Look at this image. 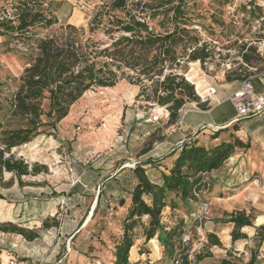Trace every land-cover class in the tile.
Segmentation results:
<instances>
[{
    "label": "trees",
    "instance_id": "trees-1",
    "mask_svg": "<svg viewBox=\"0 0 264 264\" xmlns=\"http://www.w3.org/2000/svg\"><path fill=\"white\" fill-rule=\"evenodd\" d=\"M177 1L173 5L172 0H100L87 26L82 27L61 22L60 15L67 4L65 0H0V45L6 47L5 53L23 63L17 77L6 75L0 80V190L8 188L13 177L23 186L22 177L46 170L17 159L13 150L40 135L56 134L59 123L87 91L113 88L120 81L137 85L140 87L138 96L167 108L170 124L176 123L180 110L199 101L193 85L183 74L174 71L178 57L200 40L197 34L182 27L185 26V0ZM161 13L169 15V21L174 25L172 29L164 27L159 33L149 26L145 16L151 20ZM178 22L182 26L176 25ZM100 35L102 38H97ZM240 48L244 49L245 45ZM206 56L203 49H196L189 58L195 61ZM241 56L251 67L260 65L252 46ZM9 80L13 81L12 85ZM145 81H151L150 94L146 93ZM199 106L201 110L208 109L206 104ZM224 129L213 131L211 135L216 138ZM201 131L177 144L173 152L177 156L172 167L161 172V184L153 183L139 164L133 168L124 167L132 170L136 183L130 192V206L117 224L119 237L112 241L115 243L112 264H129L130 249L139 236L145 242L156 237L170 264L175 260H179L177 264H191L186 251L195 235L200 210L193 193H204L211 186L212 180L203 176L204 172H217L236 148L243 147L238 140L209 148L200 146L192 137ZM71 154L73 169L77 172L80 161L76 154ZM4 173L12 174L10 180L4 179ZM75 184L87 189L80 177ZM94 193L97 200L100 188L97 187ZM66 196L71 200L62 207ZM66 196L57 200L59 211L74 204L75 197L72 194ZM0 199H4L1 193ZM203 201L208 202L205 196ZM114 203L123 206L125 201L106 199L100 206L99 196L93 216L97 209L113 215L117 207ZM167 211L174 215L182 213L177 225H169ZM223 216V222L233 225L232 242L247 239L240 232L243 227L252 225L245 212ZM51 225H57L55 218ZM51 225L47 220L42 222V228ZM0 232L21 237L22 243L39 237L36 230L8 221L0 222ZM186 235L190 236L188 241H184ZM206 238L209 245L221 246L214 235L209 234ZM255 240V248L260 247L264 240V225L256 230ZM253 254L248 264H253L256 259ZM13 258L25 262L22 258ZM221 264L230 263L223 260Z\"/></svg>",
    "mask_w": 264,
    "mask_h": 264
},
{
    "label": "crops",
    "instance_id": "crops-1",
    "mask_svg": "<svg viewBox=\"0 0 264 264\" xmlns=\"http://www.w3.org/2000/svg\"><path fill=\"white\" fill-rule=\"evenodd\" d=\"M257 20L261 26L264 17L255 21ZM252 34L255 35V40H264V30L262 31L261 27L258 32ZM242 45L241 42L240 46ZM259 63H262L261 59ZM207 84L209 83L207 82ZM239 84L240 81L238 84L230 82L216 85V98L221 100V103L230 102L228 97L239 87ZM253 85L255 92H264V74L262 81L259 82L254 79ZM216 108H218L217 105L207 110H196L195 112L204 114V117L197 119V122L185 123L182 114L179 118L180 123L169 124L165 128L163 127L164 122L159 126L149 123V127L154 128L147 126V128L145 127L146 132L142 126L138 127L130 134L127 145L120 146L121 143L115 139L118 145H116L117 149L112 151L113 158L107 164L99 166L100 169L97 172L89 170L90 167L83 171L77 168L75 177L79 175L82 182L87 185V189L74 184L73 181L55 184L53 179H50L51 176H44L42 173L24 176L32 179H26V181L30 180V183H24L25 185L20 188L17 179L13 177L12 184L8 188L0 190L4 197L3 200L0 199V222L8 221L18 226L36 230L39 237L33 241L22 243L21 237L0 232V264H8L9 259L13 257L27 260L25 261L27 263L29 261H42L56 264L58 261L63 262L68 259L74 264L77 262L79 264H112L115 243H110L109 240L105 243H99L96 238L97 234H95L96 216L95 214L93 216V213L98 197L100 196V206L106 199L110 201L124 199L123 206H117L113 215L105 214L104 217L105 220H110L108 224L112 226L111 228L116 227L130 206V192L136 183L132 170L127 168L121 170V164L128 161L136 162L146 170V174L153 183L161 184V172H167L172 167L177 156L173 153L177 144L197 133L205 125L225 129L220 131L216 138H213L210 130L199 132L192 137V140L196 141L198 145L209 148L221 142H233L235 140L240 141L243 145L241 148H236L221 168L217 170L215 178L205 194L206 200L212 207L215 206L213 210L221 212L223 215L231 212L248 214L251 209H254L261 211L264 216V206L257 204L258 198L262 196L261 192L264 191V112L242 119L238 123H232L235 111L227 115L214 114L212 119L206 118L205 115H212ZM119 116L126 125L131 123L130 126L125 127L126 130L131 129V125L135 122L134 115L125 117L126 119L123 120V111H121ZM153 129H162V131L154 134ZM172 129L174 132L169 134ZM137 133L138 135L146 133V135L137 140ZM7 174L10 178L12 177V174ZM22 182H24L23 179ZM258 182L262 184V188ZM97 187L100 188V194L96 200L94 192H96ZM24 189L27 194L30 192L29 190H32L31 196L26 197L25 200L20 197V192ZM51 194L57 198L65 194H72L75 197L74 204L64 211H59L56 207L57 199L48 196ZM52 218L56 219V226L51 225ZM47 219H50L48 222H51L49 223L51 226L42 228V222ZM212 223L211 221L205 223L206 230L209 232H211L208 229ZM262 225H264V221L253 224V227H243L240 232L245 234L247 239L232 242L230 233L233 225L228 223V229L223 239L219 238L217 233H211L221 243V246L211 247L219 249L232 244L239 247L238 254L233 253L234 256H251L254 253L256 259H264V240L260 247L255 248L254 246L257 243L255 240L256 230ZM87 235L89 240L85 239ZM224 242L228 243L224 245ZM66 246H68L67 252L63 250ZM223 252L225 254L227 251L223 250ZM165 260L163 248L156 237L145 242L139 236L129 252V264H158Z\"/></svg>",
    "mask_w": 264,
    "mask_h": 264
},
{
    "label": "rangeland",
    "instance_id": "rangeland-1",
    "mask_svg": "<svg viewBox=\"0 0 264 264\" xmlns=\"http://www.w3.org/2000/svg\"><path fill=\"white\" fill-rule=\"evenodd\" d=\"M65 1L67 4L64 6V12L60 15L61 22H68L75 26L82 27L87 26L95 6L100 4V0ZM142 1L149 2L152 0ZM172 2L173 5L178 3L177 0H172ZM183 9L186 13L183 17L185 26H182L179 22V24H175L185 27L186 30L192 34H197L200 39L205 37L211 41H216L218 46L223 50H230V54H228V56L227 54H220V58L218 59L219 62H230L232 70H230L229 74H225L223 76L222 68L220 66L216 67L214 71H204V69H199L197 65H190V63L195 61L191 60L188 56L189 47L182 56L178 57L176 61V70L174 71L177 72V74H183L185 80L192 85L185 76L188 73L187 75L192 77L194 90V84L198 82L202 86L201 90L207 82L210 85L215 84V86L230 82L238 84L240 77L237 72L239 69L237 66V62L239 61L237 49L242 47L240 46L241 42L243 44L244 41L255 40V35L252 34V24L256 19L264 17V10L258 7H253V5L250 4L235 3L234 0H185ZM145 19H147L149 26L159 33L164 31V27L172 29L174 25L173 22L169 21L170 16L163 15L162 13L154 19L149 20L147 16H145ZM260 27L263 31L264 28L262 27H264V22L261 23ZM97 38H102V36L100 35ZM243 39L247 40L243 41ZM239 40H241V42H239ZM5 49V46L0 45V80H4L6 75H9L11 78L17 77L23 68V63L14 55L5 53ZM213 59L217 60V58ZM242 71L244 72L243 69ZM160 80H162V78H160ZM8 83L12 85L13 81L9 80ZM145 84L147 86L146 93L150 94L151 81H145ZM139 92V86L129 84L126 81H120L113 88H95L87 91L82 98L71 107L70 112L68 116L64 118V121L59 123L56 134H53V136L40 135L29 144L16 148L13 150L15 157L23 160L29 166L37 164L41 167H45L46 170L44 169L42 174L44 176H51L50 179H53L55 184L60 182L70 183V181H73L74 183V181L79 178L75 177L76 172L73 168L72 171L69 170V167L72 166V164H67V161L72 159L71 153L77 155V158L80 161L79 167L78 165L77 167L81 171L90 167L88 168L89 170L97 172L100 169L99 166L107 164L108 161H111L113 158L112 151L115 148L117 149L116 145L120 143L118 138L119 135H122L124 133V128L126 126H130L131 124L126 125L122 122V119H120L121 117L119 116L121 111H123V120L132 114L135 117V122L131 125V129L129 128V137L130 134L138 127L142 126L144 131H146L145 129L147 126L148 128H154L152 126L149 127L150 124L146 121L149 114L155 108L153 106L154 102L152 100L145 101L143 96H138ZM190 107V105H187L186 109ZM217 107L218 108H216L212 115L207 116L206 114V118L212 119L214 114L222 113L227 115L234 111L230 102L221 103L217 105ZM209 108L210 107H208V109ZM195 111L196 110L194 109H190L183 113L185 123L197 122V119H202V117H204V114ZM169 124L170 123L167 125L164 124L163 127L165 128ZM153 131L155 132L154 134H156L157 132L160 133L162 129H153ZM163 132L165 131L163 130ZM137 135L138 133L136 136ZM115 139H118V143L115 142ZM127 143L128 141L126 140L124 144L121 143L120 146L127 145ZM149 144V146H151V143ZM159 152L161 151L159 150ZM123 164L124 163L121 165ZM4 179H7V181L10 180V176L7 173H4ZM22 179L24 183H30V180L26 181V179L32 178L23 177ZM258 185L262 188V184L260 182H258ZM25 191L26 190L24 189L20 192V197L23 200H25L26 197L31 196L32 193V190H29L30 192L28 194L25 193ZM261 193L262 196L258 198L257 204H262L264 206V191ZM66 195L67 194L60 197L62 198ZM48 196L58 200L57 196L54 194ZM115 204L116 203H114V205ZM117 205L118 204H116V206ZM208 205L209 210L206 218L202 221L203 226L201 233L205 237L209 233H217L219 238L223 239L228 229V223L223 222L225 216H223L221 212L213 210L215 206L212 207L209 203ZM105 214V211L96 210V222L94 224L95 234H97L96 238L99 243H105V241L108 240L112 243L113 239H118L119 232L117 226L111 228L112 226L108 224V221L110 220L107 221L104 218ZM247 216L251 219V227H253V224L255 223L264 221V216L261 211L251 209ZM180 217H182V213H176L174 215L169 211L167 221L170 222V226H175L180 220ZM47 221H50V219H47ZM208 221L213 222L208 229L211 232L206 230L205 223ZM248 233H250V231H248ZM85 239L89 240V236L87 235ZM227 243L224 242V245ZM71 247H73V245H71ZM63 250L67 252V246L64 247ZM223 250H226L227 252L224 254ZM238 251L239 247L233 246L232 244L215 249L209 245V242L206 244L200 242L199 237L195 234L192 235L191 241L189 242V245H187L186 252L191 264H221L223 260L228 261L230 264H248L250 255L234 256L233 253L238 254ZM198 257H201V259ZM165 258V261L158 264H170L169 259L166 256ZM29 263L49 264L42 261H29ZM56 264L74 263L66 259L63 262L58 261ZM76 264L79 263L77 262ZM253 264H264V259H255Z\"/></svg>",
    "mask_w": 264,
    "mask_h": 264
},
{
    "label": "built area",
    "instance_id": "built-area-1",
    "mask_svg": "<svg viewBox=\"0 0 264 264\" xmlns=\"http://www.w3.org/2000/svg\"><path fill=\"white\" fill-rule=\"evenodd\" d=\"M235 3H245L253 5V7H258L264 10V0H234ZM255 23L252 25L253 32H258L260 28V22L254 21ZM245 43V44H244ZM243 44L245 45L244 49H241L240 47L238 50V57L239 61L237 62L238 66V76L240 77V84L239 87L234 90L228 99L230 100L234 111H235V117L232 121V123H238L242 119L248 118L250 116L259 115L264 112V92H255L253 80L257 79L259 82L262 81V76L264 74V40H251V41H245ZM241 44V43H240ZM249 46H254L256 50V54L260 57L262 63H260L259 66L251 67L247 63H245L242 59L241 53L246 52L247 48ZM196 49H203L204 52L207 54L206 57H204L203 60H195V62L190 63V65H197L199 69H204V71H214L216 67L220 66L222 68V75L229 74L231 68L230 62H219L220 54H230V50H223L218 46V43L216 41H211L209 39H206L205 37H202L196 45L191 46L188 49V54H192ZM224 51V52H223ZM226 52V53H225ZM188 55V56H189ZM187 56V57H188ZM213 58H217V60H214ZM244 70V72L242 71ZM246 71V72H245ZM187 78V75H185ZM188 80V79H187ZM192 85L193 82L188 80ZM195 86V92L196 95L199 98L198 102H192L190 104V108L182 109L178 113V117L176 120V124L180 123L179 118L181 115L186 112L187 110L194 109L199 111L200 110V104H206L207 107H213L216 105H219L221 103V100L216 98V87L215 84L213 85H205L202 90L198 89L197 85ZM155 107L154 110L149 114L148 123L159 126L162 122L164 124H167L169 121V112L166 107H158L155 104H153ZM223 129V128H221ZM201 130H210V131H217L219 128H214L211 125H205L201 127ZM146 132V131H145ZM174 132V129H172L169 134H172ZM146 135V133H141L136 136V139L139 140L143 138ZM129 137V130H126L124 134L119 135V142L124 143ZM184 142V140L181 141V143ZM71 159V158H70ZM68 165H71L69 167V170L72 171L73 168V160L67 161ZM137 163L133 161H128L122 165V168L129 167L133 168ZM216 172L214 170H211L209 172H204L203 176H206L207 179L213 180L215 178ZM79 178H77L74 183L78 182ZM207 193V190L204 193L201 192H194V196L199 202L200 210L196 217V226L194 228L195 234L199 237L200 242L206 244L207 239L203 234L201 233L202 229V221L206 218L209 205L208 202H204V196ZM71 198L65 197L62 201V207L67 205L70 202ZM190 239V236L186 235L184 237V241H188ZM179 260H175L174 264H177ZM8 264H30L18 261L14 258L9 259Z\"/></svg>",
    "mask_w": 264,
    "mask_h": 264
},
{
    "label": "bare ground",
    "instance_id": "bare-ground-1",
    "mask_svg": "<svg viewBox=\"0 0 264 264\" xmlns=\"http://www.w3.org/2000/svg\"><path fill=\"white\" fill-rule=\"evenodd\" d=\"M187 79L193 82L192 77L190 75H187ZM196 85H197L198 89L202 88V86H201V84L199 82L196 83Z\"/></svg>",
    "mask_w": 264,
    "mask_h": 264
}]
</instances>
